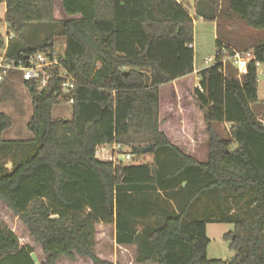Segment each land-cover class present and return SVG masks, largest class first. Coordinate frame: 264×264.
Here are the masks:
<instances>
[{
  "label": "trees",
  "instance_id": "trees-1",
  "mask_svg": "<svg viewBox=\"0 0 264 264\" xmlns=\"http://www.w3.org/2000/svg\"><path fill=\"white\" fill-rule=\"evenodd\" d=\"M228 1L237 18L264 31V0ZM0 4L14 33L9 58L42 53L58 61L47 89L24 81L33 104L31 139L4 141L14 122L0 112V200L41 246L42 264L76 256L108 264L97 254L99 224L115 225L116 243L134 246L137 264H264V122L253 108L264 43L247 50L254 60L242 82L219 64L198 73L201 90L191 96L209 136L200 162L161 130V88L195 71V21L178 0ZM56 39L65 40L63 56ZM5 46L0 33V51ZM64 73L75 79L71 120L52 113L70 104ZM103 145L127 148L133 157L150 147L154 163L99 161ZM211 223L234 226L224 236L234 252L229 263L208 259ZM33 254L0 222V264H37Z\"/></svg>",
  "mask_w": 264,
  "mask_h": 264
},
{
  "label": "rangeland",
  "instance_id": "rangeland-1",
  "mask_svg": "<svg viewBox=\"0 0 264 264\" xmlns=\"http://www.w3.org/2000/svg\"><path fill=\"white\" fill-rule=\"evenodd\" d=\"M181 4L190 12L193 17L195 30V72L185 84L177 87L176 102L166 95L165 89L162 91L163 119L170 123H176L179 118H184L189 129L197 116V124L201 126L203 118L200 109L192 102V94L199 86L198 72L207 68L205 60L214 58L218 50V42L222 46L232 51H247L264 43V31H255L249 28L231 11L228 0H179ZM6 5L0 4V32L5 33L6 23L4 22ZM56 51L64 55L66 45L64 39H56ZM229 73V72H228ZM258 97L259 103L254 105L255 113L264 122V68L258 72ZM176 103L178 112L174 118H170V110ZM195 106V107H194ZM181 109V111H179ZM0 112L8 115L14 122L13 127L6 131L2 139L4 141H27L32 138L28 130V123L33 115V104L29 89L25 85L21 76H13L4 83H0ZM169 112V113H168ZM53 116L71 120L73 117L71 104H60L53 108ZM204 122V121H203ZM206 127V125L204 124ZM220 136L229 139L230 135L225 126L218 128ZM202 141L197 146L196 152H190L200 162H205L208 157L209 138L207 131L203 132ZM189 135L184 136L187 140ZM201 138V137H200ZM189 142V141H186ZM185 148V147H183ZM187 151V150H185ZM123 154L120 159L124 165L153 164L154 156L150 154L136 155L132 161H126L125 155L131 151L122 147ZM189 154V153H188ZM6 166L11 169L12 162L7 160ZM208 210L207 213H211ZM204 210L201 215L204 217ZM206 215V213H205ZM0 222L5 223L20 239L22 246H30L34 250L33 257L37 264L45 263L46 256L41 246L31 238L27 227L14 215L7 205L0 200ZM142 230L143 226H139ZM234 230L231 224L211 223L207 225V237L210 240L208 246V259L211 261H223L229 263L234 258V252L230 250L229 243L224 240V236ZM115 225L99 224L97 226V254L100 259L108 264H137L135 262L136 248L134 246H119L116 243ZM57 264H92V262L80 256L75 259L62 257Z\"/></svg>",
  "mask_w": 264,
  "mask_h": 264
},
{
  "label": "built area",
  "instance_id": "built-area-1",
  "mask_svg": "<svg viewBox=\"0 0 264 264\" xmlns=\"http://www.w3.org/2000/svg\"><path fill=\"white\" fill-rule=\"evenodd\" d=\"M2 36L6 41V46L0 51V83L5 82L8 78L19 75L24 81L35 83L39 91L47 89L50 80L54 76L51 69L58 63L57 59L54 58L51 60L48 56L42 53L25 56L19 61L9 58L7 46L9 41L14 37V33L6 25L5 33L2 34ZM230 52H232V54ZM252 60H254L252 51H232L229 48L223 47L217 50V54L214 58L205 60V64L207 68L217 64L221 65V71L225 76H228V69L232 68L235 72V78L242 82L248 74L249 62ZM257 67L260 68L261 65L258 63ZM61 77L63 79L62 88L64 95L68 96L69 103L73 104L74 99L71 92L75 87V79L67 73L62 74ZM197 88L201 90L200 86ZM122 154L121 146L103 145L97 148L96 158L102 162L120 164L123 163V160L120 159ZM132 159L133 156L131 154L127 153L125 155L126 161H132Z\"/></svg>",
  "mask_w": 264,
  "mask_h": 264
},
{
  "label": "crops",
  "instance_id": "crops-1",
  "mask_svg": "<svg viewBox=\"0 0 264 264\" xmlns=\"http://www.w3.org/2000/svg\"><path fill=\"white\" fill-rule=\"evenodd\" d=\"M195 71H194V73H196ZM190 76H188V77H190ZM188 77L180 79V80H178V81H176V82H174V83H172L170 85H167V86H164V87L161 88V90H160V121H161V124H162L161 130L167 135L169 140L173 144H175V145H177V146H179L181 148L185 147L183 149L187 150L186 152L189 153L190 155H192L190 152H196V150L198 148L197 146H199V143H201V141L203 139L202 136H203V134H205L203 132L207 131V126L206 127L204 126V124L206 125V123H205V120H204L203 112L200 110L201 117L203 118V120L201 122V126H198L197 121H196L197 120V116H196V119H195L194 123L191 125V127L189 129L188 125L186 124V120L184 118H179L178 120H176L175 124L174 123H170V121H168L166 118L163 119V102H162V91L164 89H165L166 95L169 96L170 98H172V100L174 102H176V99H177V91H176L177 87L181 86V85H184L185 81H186V79H188ZM192 102L195 105L193 99H192ZM173 105L174 106H173V108H171L170 114H169V115H171L170 118H174V114L176 112H178V110L176 108V103H174ZM179 111H181V109ZM259 118H261V117H259ZM186 134L189 135V137H188L187 140H184V136ZM208 138H209V136H208ZM186 141H189V142H186Z\"/></svg>",
  "mask_w": 264,
  "mask_h": 264
},
{
  "label": "water",
  "instance_id": "water-1",
  "mask_svg": "<svg viewBox=\"0 0 264 264\" xmlns=\"http://www.w3.org/2000/svg\"><path fill=\"white\" fill-rule=\"evenodd\" d=\"M185 2H187V0H185ZM150 151H151V148L148 147V148H145V149L143 150V153H144V154H147V153H149Z\"/></svg>",
  "mask_w": 264,
  "mask_h": 264
}]
</instances>
